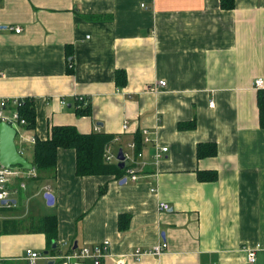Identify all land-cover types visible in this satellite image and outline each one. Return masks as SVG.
I'll use <instances>...</instances> for the list:
<instances>
[{
    "label": "crops",
    "instance_id": "obj_1",
    "mask_svg": "<svg viewBox=\"0 0 264 264\" xmlns=\"http://www.w3.org/2000/svg\"><path fill=\"white\" fill-rule=\"evenodd\" d=\"M263 22L264 0L230 9L219 0H0V97H29L35 109L34 127L15 137L24 157L33 163L30 138H45L51 124L112 133L113 152L143 128L150 135L141 133L146 163L137 179L78 175L66 147L54 172L17 168L11 205L0 204L3 264H26L27 248L48 250L35 229L47 214L55 215L57 253L108 240L100 264H264ZM157 145L168 149L155 162ZM163 240L161 253L131 254ZM249 247H257L253 262Z\"/></svg>",
    "mask_w": 264,
    "mask_h": 264
},
{
    "label": "trees",
    "instance_id": "obj_2",
    "mask_svg": "<svg viewBox=\"0 0 264 264\" xmlns=\"http://www.w3.org/2000/svg\"><path fill=\"white\" fill-rule=\"evenodd\" d=\"M235 0H219V5L222 8L230 9L234 7ZM264 28V22H263ZM72 59L67 60V70L72 71ZM126 75L123 69L116 70V82L121 85L125 82ZM33 100L29 97H24L21 104L18 106V112L26 119L24 126L33 128L35 125V109ZM259 106V123L264 127V87L259 88L258 92ZM76 110L81 113H89L88 102L76 100ZM188 123L179 124L178 126H186ZM114 134L105 131H79L71 124H51L49 126L48 135L41 139L36 138L33 144V163L36 169H49L54 172L56 167L57 149L59 147L73 148L75 151V171L78 175L85 174H114L117 178H121L124 174V167H119L117 162L107 161L104 157V149L108 142L111 141ZM135 149H141V132L136 137ZM214 151V150H213ZM212 151V152H213ZM209 152V151H208ZM207 150H203L198 154H205ZM200 179L204 175L198 172ZM103 187L99 188V194L103 192ZM11 205V201L10 204ZM119 216V221L121 217ZM38 225L35 229L42 230L47 236V249L51 254L57 253V250L51 246L52 240L56 239V219L55 215L47 214L39 218ZM73 243H70V249ZM72 251V250H71ZM86 258V257H85Z\"/></svg>",
    "mask_w": 264,
    "mask_h": 264
},
{
    "label": "built area",
    "instance_id": "obj_3",
    "mask_svg": "<svg viewBox=\"0 0 264 264\" xmlns=\"http://www.w3.org/2000/svg\"><path fill=\"white\" fill-rule=\"evenodd\" d=\"M16 32L21 30L20 25L10 26ZM166 81L164 79H160L157 81L156 86L165 85ZM254 85L257 87H261L263 85V78L256 77L254 79ZM24 97L18 96H9V97H0V121H6L13 126H15L17 132L16 136L19 134L21 127H23L26 123V119L21 116L18 112V106L23 101ZM62 103H65V100L62 99ZM213 102L210 101V104ZM123 127H126V123H123ZM142 140L150 141V135L147 128H143L142 131ZM119 139L118 136H113L110 142H108L104 149V157L107 161L115 160L118 162L117 152L112 151V145L114 141ZM30 140L35 141V137L32 136ZM122 147V146H121ZM168 149L166 145H157L152 154L154 161L156 162L159 158H161L164 152ZM118 151V150H117ZM122 151L124 154L123 160H126V164L123 166L125 168L124 174L122 177H129L131 179H137L139 176L138 173V164H145L146 160L142 158V151L135 149V142L129 141L127 143V148L122 147ZM18 166L5 167L0 164V204L2 200L6 199L5 204H10V200L8 199L10 190L8 188V182L12 175H15L18 171ZM4 204V203H2ZM160 209H168L169 204L164 201H160L158 204ZM108 240H103L93 245H81L73 248L72 251H68L67 253H54L51 254L48 250L47 252H42L33 248H27L25 250L24 259L26 260V264H37L40 259L43 260L41 264H48V260L53 259V264H68L71 259H82L85 257H90L93 259L95 264H100L101 257L108 252ZM167 246L165 240L160 243L154 244L149 248H141L135 247L131 254L135 258H139L143 253H152L158 254L161 253L164 248ZM258 246V245H257ZM257 247H249L247 248V260L253 262L255 260V252ZM5 257L0 253V264H3Z\"/></svg>",
    "mask_w": 264,
    "mask_h": 264
},
{
    "label": "water",
    "instance_id": "obj_4",
    "mask_svg": "<svg viewBox=\"0 0 264 264\" xmlns=\"http://www.w3.org/2000/svg\"><path fill=\"white\" fill-rule=\"evenodd\" d=\"M16 128L12 124L6 121H0V164L5 167L18 166L20 168L30 169L33 167V163L29 161L24 155L20 152L16 145ZM118 166L123 167L126 164V160H123L124 154L122 147L118 148L117 151ZM126 181V177H122L120 182ZM44 197L47 200V203L51 204L54 201V195L50 191L44 193ZM2 203H6V199L2 200ZM52 246H55V241L53 240ZM76 247L74 243L73 248ZM47 252V250H45ZM54 260H48V264H53Z\"/></svg>",
    "mask_w": 264,
    "mask_h": 264
},
{
    "label": "rangeland",
    "instance_id": "obj_5",
    "mask_svg": "<svg viewBox=\"0 0 264 264\" xmlns=\"http://www.w3.org/2000/svg\"><path fill=\"white\" fill-rule=\"evenodd\" d=\"M127 148V147H126Z\"/></svg>",
    "mask_w": 264,
    "mask_h": 264
}]
</instances>
